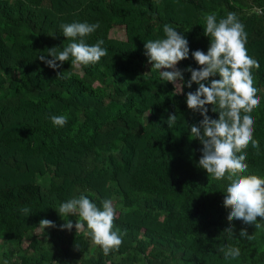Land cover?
Wrapping results in <instances>:
<instances>
[{"label":"trees","instance_id":"16d2710c","mask_svg":"<svg viewBox=\"0 0 264 264\" xmlns=\"http://www.w3.org/2000/svg\"><path fill=\"white\" fill-rule=\"evenodd\" d=\"M0 264H264V0H0Z\"/></svg>","mask_w":264,"mask_h":264},{"label":"rangeland","instance_id":"374dc122","mask_svg":"<svg viewBox=\"0 0 264 264\" xmlns=\"http://www.w3.org/2000/svg\"><path fill=\"white\" fill-rule=\"evenodd\" d=\"M123 29L122 30H117L115 33H111L110 36L111 37H114V38H118V39H122L123 36H124V33H123ZM172 65L174 66L175 65V60L172 61ZM23 246H26V242H23Z\"/></svg>","mask_w":264,"mask_h":264}]
</instances>
